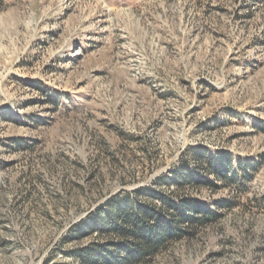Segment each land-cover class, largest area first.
I'll return each instance as SVG.
<instances>
[{
	"label": "rangeland",
	"instance_id": "obj_1",
	"mask_svg": "<svg viewBox=\"0 0 264 264\" xmlns=\"http://www.w3.org/2000/svg\"><path fill=\"white\" fill-rule=\"evenodd\" d=\"M183 169L221 218L141 264H264V0H0V264H86Z\"/></svg>",
	"mask_w": 264,
	"mask_h": 264
},
{
	"label": "trees",
	"instance_id": "obj_2",
	"mask_svg": "<svg viewBox=\"0 0 264 264\" xmlns=\"http://www.w3.org/2000/svg\"><path fill=\"white\" fill-rule=\"evenodd\" d=\"M175 190L162 204L156 199L141 197L142 189L113 202L120 204L95 228L107 239L108 249L95 250L86 257V264H141L156 257L175 241L193 236L199 228L221 218L217 209L193 201L185 193L195 190L203 181L187 169L173 177ZM134 197V199L132 198ZM114 200V199H113ZM114 239L116 241H114ZM107 260L109 261H106Z\"/></svg>",
	"mask_w": 264,
	"mask_h": 264
}]
</instances>
